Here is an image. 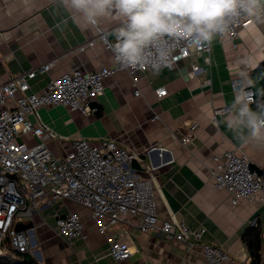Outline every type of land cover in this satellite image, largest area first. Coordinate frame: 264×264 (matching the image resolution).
I'll list each match as a JSON object with an SVG mask.
<instances>
[{
    "label": "crops",
    "instance_id": "0c3cea01",
    "mask_svg": "<svg viewBox=\"0 0 264 264\" xmlns=\"http://www.w3.org/2000/svg\"><path fill=\"white\" fill-rule=\"evenodd\" d=\"M69 16L58 0H0V85L14 75L36 71L28 93H38L51 79L74 69L94 72L112 67L111 50L101 41L88 45L97 37V28L78 26ZM65 19L63 30L57 28ZM120 23L121 18L113 14L101 18L98 26L112 32ZM262 41L264 24L254 22L233 40L214 39L209 64L192 55L174 69L162 68L158 75L152 71L140 74L137 87L130 74L113 75L105 81V94L95 104L99 110L95 115L55 106L39 109L30 120L57 134L60 142L51 140L48 145L58 156L70 150L72 141L82 138L93 143L112 140L129 152L140 153L152 172L138 164L135 168L144 178L154 177L161 219L184 221L192 229L205 228L203 242L222 248L241 264L252 263L245 238L258 231L259 264H264V202L243 199L232 205L229 194L213 187L210 174V168L216 166L214 156L238 150L264 175V145H242L223 123L237 94L232 81L245 75L242 60L252 58L247 68L251 79L244 81L246 85L252 84V72L264 62ZM49 63L53 67L40 72ZM194 64L204 69L199 76L191 74ZM161 87L167 95L159 98L156 90ZM191 129V142L184 145L181 139ZM68 212L83 216L84 237L69 241L58 233L56 216ZM30 223L33 255L41 264L205 263L201 245L189 249L161 232L143 233L132 216L110 228L107 236L101 235L90 211L72 201L55 202L37 214L34 222L21 225ZM115 241L131 247L130 259L115 261L110 255Z\"/></svg>",
    "mask_w": 264,
    "mask_h": 264
},
{
    "label": "built area",
    "instance_id": "2783aa9c",
    "mask_svg": "<svg viewBox=\"0 0 264 264\" xmlns=\"http://www.w3.org/2000/svg\"><path fill=\"white\" fill-rule=\"evenodd\" d=\"M254 22L245 18L232 32L217 38L222 42L233 40ZM95 27L97 37L88 45L101 41L111 50L115 30L105 32L98 24ZM176 48L171 65L163 68L174 69L192 55L203 57L207 64L211 62L212 44L199 51L181 45ZM53 65L41 67L40 72H48ZM149 71L126 69L114 56L112 67H102L94 72L74 69L51 79L38 93H28L29 81L36 76V71L14 75L0 85V255H5L9 248L33 254L29 235L33 228L23 231L17 230L16 226L26 221L34 222L37 214L55 202L72 201L90 211L101 235L107 236L110 228L132 216L138 220L143 233L161 232L167 238L185 243L189 249L201 245L204 264H241L222 248L204 243L205 228L192 229L184 221L158 216L154 177L144 178L135 168L138 164L152 172L140 153L129 152L112 140L93 143L82 138L72 141L70 150L58 156L48 145L51 140L60 142L57 134L43 123L30 120L39 109L55 106L95 115L99 111L95 104L105 94L108 78L126 72L137 87L139 75ZM203 72L199 65H192L193 76ZM245 85L241 78L232 81L235 91ZM246 90L253 104L255 90L252 86ZM139 92L137 88L135 94ZM156 94L161 98L167 95V90L161 87ZM193 129L181 139L184 145L190 144ZM213 160L216 162V166L210 168L213 187L229 194L232 205H238L243 199L264 202V175L253 167L245 152L226 151L214 156ZM56 227L69 241L85 236V222L77 212L57 215ZM110 255L115 261L122 262L130 259L132 250L127 243L115 241L111 244Z\"/></svg>",
    "mask_w": 264,
    "mask_h": 264
},
{
    "label": "clouds",
    "instance_id": "9594fccd",
    "mask_svg": "<svg viewBox=\"0 0 264 264\" xmlns=\"http://www.w3.org/2000/svg\"><path fill=\"white\" fill-rule=\"evenodd\" d=\"M78 26H95L113 14L121 18L110 44L116 62L126 69H150L158 75L174 60L176 45L199 51L232 32L245 18L264 24V0H58ZM67 20L56 26L61 28ZM61 30H63L61 28ZM264 43V41H262ZM251 57L242 60L244 81ZM247 84L237 90L223 123L242 144L264 145V101L252 100Z\"/></svg>",
    "mask_w": 264,
    "mask_h": 264
},
{
    "label": "trees",
    "instance_id": "16d2710c",
    "mask_svg": "<svg viewBox=\"0 0 264 264\" xmlns=\"http://www.w3.org/2000/svg\"><path fill=\"white\" fill-rule=\"evenodd\" d=\"M252 87L256 93V101H264V62L261 63L251 74ZM253 103V109L256 103ZM253 232L251 231L250 235ZM246 242L249 246L252 264H259L260 262V236L258 231L254 232L250 238L246 237ZM0 264H41L30 252L19 253L12 248L6 250L5 255H0Z\"/></svg>",
    "mask_w": 264,
    "mask_h": 264
},
{
    "label": "water",
    "instance_id": "95a60500",
    "mask_svg": "<svg viewBox=\"0 0 264 264\" xmlns=\"http://www.w3.org/2000/svg\"><path fill=\"white\" fill-rule=\"evenodd\" d=\"M110 38H113V36L111 35ZM33 227V223H30L28 226H23L21 224L16 226L17 230H23V231H27L29 228Z\"/></svg>",
    "mask_w": 264,
    "mask_h": 264
},
{
    "label": "rangeland",
    "instance_id": "374dc122",
    "mask_svg": "<svg viewBox=\"0 0 264 264\" xmlns=\"http://www.w3.org/2000/svg\"><path fill=\"white\" fill-rule=\"evenodd\" d=\"M49 148H50V144H49ZM33 255V254H32ZM34 256V255H33Z\"/></svg>",
    "mask_w": 264,
    "mask_h": 264
}]
</instances>
